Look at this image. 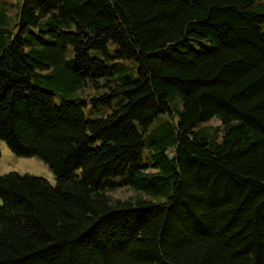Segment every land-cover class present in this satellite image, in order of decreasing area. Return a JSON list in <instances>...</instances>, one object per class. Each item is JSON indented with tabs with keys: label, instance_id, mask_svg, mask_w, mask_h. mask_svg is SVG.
<instances>
[{
	"label": "trees",
	"instance_id": "trees-1",
	"mask_svg": "<svg viewBox=\"0 0 264 264\" xmlns=\"http://www.w3.org/2000/svg\"><path fill=\"white\" fill-rule=\"evenodd\" d=\"M2 142L0 264H264V0H0Z\"/></svg>",
	"mask_w": 264,
	"mask_h": 264
},
{
	"label": "rangeland",
	"instance_id": "rangeland-1",
	"mask_svg": "<svg viewBox=\"0 0 264 264\" xmlns=\"http://www.w3.org/2000/svg\"><path fill=\"white\" fill-rule=\"evenodd\" d=\"M8 2H16L17 0H7ZM71 55L73 54L72 51ZM120 64H114V66H118ZM134 66L135 68H131L130 70L132 72H136L137 67L134 64H130ZM87 95L95 94L96 91L91 89L84 92ZM101 116V114H97L94 112V117ZM93 116V115H92ZM220 121L217 118H213L210 120L207 125H219ZM1 157H0V175L10 172V171H17L20 173H30L33 175H39L44 176L48 178L50 181L55 182L56 176L54 174V170L46 164L41 158L37 156H19L16 155L10 147L6 144V142L1 143ZM135 192L128 188H119L110 193V195L114 198H120V199H128L133 197ZM1 203V199H0Z\"/></svg>",
	"mask_w": 264,
	"mask_h": 264
}]
</instances>
